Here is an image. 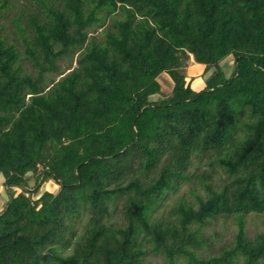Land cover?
I'll return each mask as SVG.
<instances>
[{
    "label": "trees",
    "instance_id": "obj_1",
    "mask_svg": "<svg viewBox=\"0 0 264 264\" xmlns=\"http://www.w3.org/2000/svg\"><path fill=\"white\" fill-rule=\"evenodd\" d=\"M41 5L15 20L19 40L0 34L1 185L21 187L0 209V264H140L148 253L168 264H264V229L246 232L247 216L264 213V0ZM161 74L171 93L151 100ZM167 142L173 158L153 180L126 178L130 153L149 171ZM194 159L204 163L188 174ZM219 172L230 180L217 188ZM191 180L203 193L161 211ZM47 181L59 190L39 193ZM217 218L233 219L232 240L202 255V227Z\"/></svg>",
    "mask_w": 264,
    "mask_h": 264
},
{
    "label": "rangeland",
    "instance_id": "obj_2",
    "mask_svg": "<svg viewBox=\"0 0 264 264\" xmlns=\"http://www.w3.org/2000/svg\"><path fill=\"white\" fill-rule=\"evenodd\" d=\"M46 1L51 2L54 0H46ZM1 2L2 0H0V3ZM41 13H42L41 0H7L6 6H4L0 10V34L6 35L9 41L13 37L15 38L17 37V40H19L16 32L17 28L15 23L17 17L21 16L19 23L20 25H23L27 22V19L30 15L41 14ZM92 31L94 32H91L90 34L98 36L103 31V27L94 26V30ZM229 59H230L229 57H226L221 64V67L223 68V71L225 72L226 76L230 74L229 71H231L232 68V66H230L228 63ZM59 65L61 72L63 74L56 75L53 73H48L46 76V82L48 84L50 83L51 80L56 81L59 77L66 74L68 71H70L73 67L76 66V54L73 55V57H69L59 61ZM196 67L197 65L192 60H190V63L187 65V70L190 71ZM22 69L27 73H33V68L29 63V61L27 60L22 61ZM187 76L189 77L188 74ZM166 78L167 76L165 74H161L158 77V80L162 86L161 93L152 96L151 100H158L159 98H165L166 96H169V94L171 93L169 92L170 90L169 88L171 85L168 84ZM192 84L194 85L193 87L196 90L200 89L204 84L203 78L199 76L194 78ZM167 146L169 148L162 149V152L160 154V159L158 160L157 164L149 171L143 170L142 167L143 158L140 152L134 151L133 153H130L128 155V160L131 166H130V170L126 174V178L138 179L143 184H147L151 180H153L159 173L160 169L164 165L169 163L173 158L174 151L170 149L171 144L167 142L166 147ZM203 163L204 161H201L198 166L197 161L194 159L191 161L190 165L186 167L185 172H187L188 174H192L194 172L198 173V171L201 170ZM2 180L3 177L0 176V209L2 208L1 207L2 204L8 199L9 194L16 195L21 190V187H17V186H14L13 188L7 190L3 185H1ZM229 180L230 179L227 178L223 173L219 172L218 175H213L212 185L217 188H220V186L223 183L228 182ZM26 181H27V185L30 188L34 186L35 179L32 176L29 175L26 178ZM49 187L53 188L54 192H57L59 190L58 186L54 182L47 181L42 184L38 192L41 193L44 189H48ZM192 189L195 190L197 189V191L202 192V190L199 189V183L193 180L181 183L177 191L170 192L165 195L160 205L161 211L167 212L170 206L173 205V203L179 196H183L186 199L193 201L194 198L189 193V190ZM116 216H118V214ZM263 221H264V213H252L247 216L246 232L248 237L253 238L257 233L263 231L264 229ZM202 229L204 233L211 238V241L205 247H203L201 253L202 255H211V254H216L219 247L232 240V236L235 232V223L232 218H228V219L217 218L212 220L208 225L203 226ZM140 264H168V263L161 256L148 253L143 258ZM177 264H182V263L179 261L177 262Z\"/></svg>",
    "mask_w": 264,
    "mask_h": 264
},
{
    "label": "crops",
    "instance_id": "obj_3",
    "mask_svg": "<svg viewBox=\"0 0 264 264\" xmlns=\"http://www.w3.org/2000/svg\"><path fill=\"white\" fill-rule=\"evenodd\" d=\"M13 188V187H12ZM10 192H12V191H10Z\"/></svg>",
    "mask_w": 264,
    "mask_h": 264
}]
</instances>
